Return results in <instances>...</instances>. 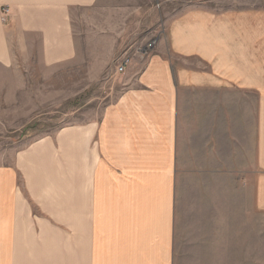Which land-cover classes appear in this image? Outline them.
<instances>
[{
  "label": "crops",
  "instance_id": "1",
  "mask_svg": "<svg viewBox=\"0 0 264 264\" xmlns=\"http://www.w3.org/2000/svg\"><path fill=\"white\" fill-rule=\"evenodd\" d=\"M152 1L0 0V71L20 51L47 67L91 51L75 20L106 21L107 51L130 57L98 118L0 162V264L248 260L264 218V0H190L132 51L121 22Z\"/></svg>",
  "mask_w": 264,
  "mask_h": 264
},
{
  "label": "rangeland",
  "instance_id": "2",
  "mask_svg": "<svg viewBox=\"0 0 264 264\" xmlns=\"http://www.w3.org/2000/svg\"><path fill=\"white\" fill-rule=\"evenodd\" d=\"M188 1L153 0L147 7L148 14L122 21L120 28L126 30L118 33H126V46L134 44L132 51H138L161 34L169 16L181 10ZM73 22L76 37L84 49L91 51H84L80 58L63 61L56 67L43 65L40 51H20L16 56L21 68L13 72L0 71V92L4 87L9 88L7 93H0L3 96L0 98V162H10L18 150L37 138L53 134L64 126L98 118L103 108L117 96L121 88L117 70L123 53L108 52L111 40L100 38L105 32L100 27L106 21ZM21 77L27 78V85L3 84L9 80L19 81ZM20 86L22 91L17 92L16 87ZM5 95L10 98L6 99ZM249 232V258L238 259L237 264H264V218L261 234L259 217L253 214V227ZM240 250L243 246L238 247Z\"/></svg>",
  "mask_w": 264,
  "mask_h": 264
},
{
  "label": "built area",
  "instance_id": "3",
  "mask_svg": "<svg viewBox=\"0 0 264 264\" xmlns=\"http://www.w3.org/2000/svg\"><path fill=\"white\" fill-rule=\"evenodd\" d=\"M8 11H9V9H8V7L7 6H4L3 8H2V20L5 22V20H6V17H7V15H8ZM151 44L152 43H150V46H151ZM123 58L121 59V62H120V64L118 65V71H120V72H123L124 71V69H125V66H126V64L129 62V60H130V57L128 56V55H124V56H122Z\"/></svg>",
  "mask_w": 264,
  "mask_h": 264
}]
</instances>
